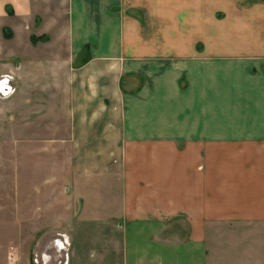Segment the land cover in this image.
<instances>
[{
	"label": "crops",
	"instance_id": "obj_1",
	"mask_svg": "<svg viewBox=\"0 0 264 264\" xmlns=\"http://www.w3.org/2000/svg\"><path fill=\"white\" fill-rule=\"evenodd\" d=\"M0 17V45L27 50L0 65V143L62 148L117 192L123 264H264V0H0Z\"/></svg>",
	"mask_w": 264,
	"mask_h": 264
},
{
	"label": "rangeland",
	"instance_id": "obj_2",
	"mask_svg": "<svg viewBox=\"0 0 264 264\" xmlns=\"http://www.w3.org/2000/svg\"><path fill=\"white\" fill-rule=\"evenodd\" d=\"M4 23L0 17V40ZM15 46L0 45V65L9 54H26ZM1 82L15 92L13 74L1 73ZM51 147L0 143V264H123L125 220L118 193L101 191L94 177L73 176L79 163L61 160L57 146L60 158L50 160Z\"/></svg>",
	"mask_w": 264,
	"mask_h": 264
},
{
	"label": "built area",
	"instance_id": "obj_3",
	"mask_svg": "<svg viewBox=\"0 0 264 264\" xmlns=\"http://www.w3.org/2000/svg\"><path fill=\"white\" fill-rule=\"evenodd\" d=\"M4 82L0 83V97H8L13 93V90L10 88V86L8 84H5ZM14 251H15L14 248L10 247L8 254V260L10 263L14 261L15 258Z\"/></svg>",
	"mask_w": 264,
	"mask_h": 264
},
{
	"label": "trees",
	"instance_id": "obj_4",
	"mask_svg": "<svg viewBox=\"0 0 264 264\" xmlns=\"http://www.w3.org/2000/svg\"><path fill=\"white\" fill-rule=\"evenodd\" d=\"M4 30V29H3ZM36 38L35 37H32V40H35Z\"/></svg>",
	"mask_w": 264,
	"mask_h": 264
}]
</instances>
